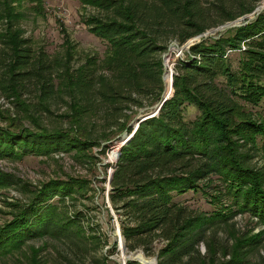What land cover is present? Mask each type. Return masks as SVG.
<instances>
[{"label": "trees", "instance_id": "trees-1", "mask_svg": "<svg viewBox=\"0 0 264 264\" xmlns=\"http://www.w3.org/2000/svg\"><path fill=\"white\" fill-rule=\"evenodd\" d=\"M1 1L4 8L0 22L5 20L7 28L0 32V38L8 44L12 55L8 64L10 78L3 87L17 97V105L34 119L30 104L20 97L18 90L21 76L36 73L29 68L32 48L23 37L24 31L14 29V22L21 16L13 6L16 0ZM83 1L99 10L98 14L87 16L85 23L94 35L108 42L103 65L112 72L113 79L95 76V57L72 71L68 52L57 87L45 76L40 82L39 104L51 113L49 99L56 91L68 93L69 109L65 115L70 118L71 127L51 130L35 119L37 131L21 121H13L7 127L0 125V159L72 150L91 158L87 151L101 145L83 130L94 111L92 98H87L92 88L100 85L101 98L97 101L110 106L115 115L122 112L124 104L141 105L137 94L160 101L165 89L161 54L167 49L168 40L175 38L184 44L210 27L253 12L259 0ZM204 2L221 15L219 20L206 22L208 8H204ZM232 6H238L239 11L234 12ZM233 52L240 54L237 68L229 58ZM45 67L41 63L40 69ZM220 77L224 78L222 84ZM173 88V94L167 93L172 96L159 113L140 122L133 137L123 145L111 180L113 206L117 210L122 207L133 216L132 222L122 218L121 223L127 247L134 250L156 235L167 240V247L161 251L165 257L158 264L190 255L206 235V225L217 220L248 212L264 224V167H252L249 163L250 151L259 148L258 136L264 138V116L247 112L239 101L259 104L264 99V10L249 22L192 44L187 59L179 60ZM189 105L199 110L193 121L185 118ZM128 117L119 129L132 132ZM10 181L9 174L0 170V186ZM86 185V180L70 177L66 181H48L31 191L29 203L18 206L13 218L0 225V256L22 251L28 239L69 225L78 223L83 231L79 214L70 217L59 209L64 197L73 196V192L82 191ZM190 190L202 192L221 206L211 215L187 214L186 208L174 203V194ZM55 196L60 197L58 202L53 201ZM224 198L231 202L226 204ZM256 240H239L228 264L243 263L244 246ZM39 252L32 251L28 264H42ZM128 264L142 263L129 260Z\"/></svg>", "mask_w": 264, "mask_h": 264}, {"label": "rangeland", "instance_id": "rangeland-1", "mask_svg": "<svg viewBox=\"0 0 264 264\" xmlns=\"http://www.w3.org/2000/svg\"><path fill=\"white\" fill-rule=\"evenodd\" d=\"M249 3L251 4V2L246 4ZM208 4L207 2L203 4L204 8H208L205 20L211 24L219 20L221 15L214 13L212 5ZM13 6L21 14L14 22V29L21 28L24 31L23 37L29 40L28 44L32 48L29 68L36 72L25 78L21 76L19 95L30 104V112L41 126L51 130L68 129L71 127V121L65 114L69 109L70 96L65 91H56L49 99L51 113L47 112L39 104L42 93L40 82L45 76L57 87L62 80L63 62L68 57V52L71 53L69 65L72 71L86 63L88 58L95 57L98 61L94 69L95 76L99 78L105 75L108 80L113 79L112 72L103 65V59L108 54V42L94 35L85 23L87 16L98 14L99 10L83 0H16ZM3 8L0 0V11ZM258 8L259 10L255 12ZM232 9L234 12L239 11L238 6H232ZM263 10L264 0H259L253 12L210 27L203 34L189 39L184 44L175 38L169 39L167 49L161 54L164 74L166 73L165 93L172 91L173 94L171 80L174 79L179 60L187 59L190 45L199 42L203 37L218 36L231 25L249 22ZM6 28V21H1L0 32H5ZM175 44H178V47ZM11 57L10 47L0 38V125L7 127L13 121H21L28 128L37 131L38 125L34 119L26 115L17 105L15 99L17 97L3 87L10 78L8 64ZM229 58L233 67L237 68L240 60L239 52L230 53ZM41 63L46 67L40 69ZM223 81L224 78L220 77L219 84ZM99 88L98 84L89 92L87 98H92L94 111L90 112V117L83 125V130L90 139L101 143L87 151L91 158L79 156L77 150H72L57 151L50 155L32 153L22 159H0V170L11 177L10 184L0 186V225L13 218V215L19 211L18 206L29 203L31 191L40 188L48 181L57 179L66 181L73 177L86 180L87 185L82 191L77 189L73 192L74 198L64 197V201L60 202L59 211L66 212L70 217L79 214L80 226L84 230L80 231L77 223L60 231L54 230L43 237H32L26 241L22 251L0 256V264H28L34 250H40L42 264H128L129 260L142 264H158L165 257L162 256L161 251L167 247L168 242L162 236L156 235L152 241L148 240L134 250L127 247L121 223L122 218L132 222L133 216L126 214L122 207L117 210L111 201V180L120 159L121 149L130 141L131 135L136 131L139 122H142L143 117H149L148 115L152 113L157 115L155 111L163 99L164 92L161 100L156 102L149 95L137 94L141 105L133 103L125 107L124 104L122 112L115 115L110 106L97 101L101 98ZM239 101L247 112L254 113L256 117L264 116V99L259 104H252L243 99ZM126 115L129 116L128 127L132 128V132L127 131L126 128L119 129L120 124L127 118ZM198 115L199 110L196 107L192 105L187 107L186 120L193 121ZM257 141L259 148L250 151L252 157L249 163L252 167L263 168L264 138L259 135ZM248 149L246 148V151ZM114 151H116L115 155ZM59 198L55 196L53 201L58 202ZM224 199L226 204L231 202ZM174 203L186 208L187 214L193 216L201 213L211 215L221 206L202 192L192 190L181 194L175 193ZM252 238L257 239L258 242L245 245L243 263L235 264H264V224L258 217L248 212H239L228 220H217L206 225V235L195 244L190 255L165 264H228L232 259L233 246L235 247L241 239L246 241ZM120 240H123L122 243ZM136 251L143 252L144 257H132L131 254Z\"/></svg>", "mask_w": 264, "mask_h": 264}, {"label": "water", "instance_id": "water-1", "mask_svg": "<svg viewBox=\"0 0 264 264\" xmlns=\"http://www.w3.org/2000/svg\"><path fill=\"white\" fill-rule=\"evenodd\" d=\"M258 10H259V8H258L255 12H257ZM258 14H259V12H258ZM234 26H238V25H231V26H229V27H234ZM175 45L178 47V44H175ZM190 46H191V45H190ZM190 46H189V48H190ZM163 80H164V81L166 80V73L163 75ZM171 87L173 88V79L171 80ZM170 97H171V95L165 93V91H164L163 99H162V101L159 103V105L157 106V110L155 111V113H157V114L159 113V111H160L161 107L163 106V104L165 103V101H166L167 99H169ZM150 115L154 116V115H156V114L153 115V113H152V114H149L148 116L151 117ZM145 117H147V116H145ZM145 117H143L141 121H144V120H146L147 118H149V117H147V118H145ZM139 124H140V122H139ZM138 126H139V125H138ZM138 126H137V128H138ZM133 135H134V134L131 135V138L133 137ZM129 140H130V139H129Z\"/></svg>", "mask_w": 264, "mask_h": 264}, {"label": "bare ground", "instance_id": "bare-ground-1", "mask_svg": "<svg viewBox=\"0 0 264 264\" xmlns=\"http://www.w3.org/2000/svg\"><path fill=\"white\" fill-rule=\"evenodd\" d=\"M115 153H116V151H114V155H115ZM114 155H113V158L115 157ZM122 241H123V240H120V243H122ZM137 252H138V251L132 253L131 256L134 257V258H136V257H137V258H138V257H139V258H140V257H144V255H143L142 252H139V253H137ZM141 260H143V259L141 258Z\"/></svg>", "mask_w": 264, "mask_h": 264}]
</instances>
